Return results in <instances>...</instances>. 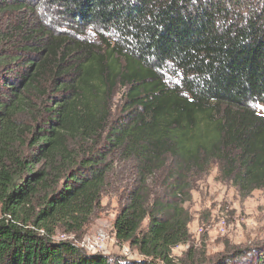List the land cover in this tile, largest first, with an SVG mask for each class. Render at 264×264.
Wrapping results in <instances>:
<instances>
[{"label": "trees", "instance_id": "1", "mask_svg": "<svg viewBox=\"0 0 264 264\" xmlns=\"http://www.w3.org/2000/svg\"><path fill=\"white\" fill-rule=\"evenodd\" d=\"M258 105L264 0H0V264H177L201 174L264 190ZM117 168L134 172L113 225L134 262L57 239L83 232Z\"/></svg>", "mask_w": 264, "mask_h": 264}, {"label": "rangeland", "instance_id": "2", "mask_svg": "<svg viewBox=\"0 0 264 264\" xmlns=\"http://www.w3.org/2000/svg\"><path fill=\"white\" fill-rule=\"evenodd\" d=\"M119 89L113 102L114 119L124 116V102ZM264 116V106H256ZM130 168H117L108 179V187L90 223L77 236H61L58 240L69 241L90 255L101 254L114 260L134 262L139 258L129 245L118 244L113 225L126 204L128 189L132 185L134 172ZM166 177L160 173L152 181V187L159 189ZM191 216L189 243L177 247L172 258L177 264L189 262L190 251L203 256L207 261L218 262L227 257L235 258L242 252V258L234 260L245 263L264 246V190H254L243 195L213 165L208 172L199 176L192 192V199L185 205ZM1 216V211H0ZM147 219L143 224L146 229Z\"/></svg>", "mask_w": 264, "mask_h": 264}]
</instances>
